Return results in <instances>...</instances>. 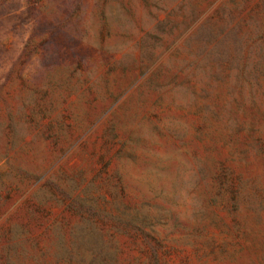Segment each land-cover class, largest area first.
Wrapping results in <instances>:
<instances>
[{
    "label": "rangeland",
    "instance_id": "374dc122",
    "mask_svg": "<svg viewBox=\"0 0 264 264\" xmlns=\"http://www.w3.org/2000/svg\"><path fill=\"white\" fill-rule=\"evenodd\" d=\"M0 264H264V0H0Z\"/></svg>",
    "mask_w": 264,
    "mask_h": 264
}]
</instances>
